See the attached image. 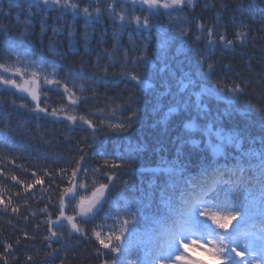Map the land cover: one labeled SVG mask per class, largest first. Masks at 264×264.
<instances>
[{
    "label": "snow or ice",
    "instance_id": "1",
    "mask_svg": "<svg viewBox=\"0 0 264 264\" xmlns=\"http://www.w3.org/2000/svg\"><path fill=\"white\" fill-rule=\"evenodd\" d=\"M84 2L85 0H9V11H4L3 0H0V15L8 17L12 8L19 10L15 17V27L11 24L5 26L0 20V123L9 133L15 130L10 127L14 114L39 117L41 113L58 122H66L69 129L81 127L86 130L83 126H87L93 137L98 130V125L93 120L77 112L81 98L73 89L78 88L81 95L85 92L83 84H76L77 78L87 79L83 72L69 74L73 76L70 88L67 78H57L59 73L54 61H48L43 55L34 58L31 51L33 45L30 41L36 34V16H39L38 38L41 44L51 27L47 47L53 56L59 55L56 50L58 36L65 35L70 44L77 38L76 31L71 27L49 25V11L56 12L53 19L57 21L66 19L69 12L73 19L82 16L85 30L79 34V38L84 41L86 48L91 40L87 31L88 24L105 15L114 25L117 20L120 21L115 26L118 30H114L112 34L114 50L122 48V34L133 26L137 33L151 32L154 28L159 33L161 28L158 27V21L161 17L167 18L170 25L173 22H183L185 26L179 32L182 37H187L189 29L194 25V39L197 42L202 39L206 41L205 51L194 47L180 48L177 49V55L192 53L189 61L195 58V75L200 81L211 80L215 65L209 61L216 47L247 49L249 45L264 41V37L258 35L264 32V0H239L227 21L222 15L229 10V4L225 0L219 3V10H216L217 4L212 0H88L87 6L80 8L79 4ZM196 7L212 12L211 25L194 16L190 17L184 11L188 8L192 12ZM137 9L146 15L136 14ZM21 12L24 13L23 20L20 19ZM236 12L242 13L239 20ZM257 17L260 20L259 28L254 29L253 25L245 22L246 18L255 20ZM228 23L232 25L233 39L227 37ZM14 32L18 34L13 35ZM100 39L102 42L103 37ZM169 43L166 39L158 45L152 71L144 73L126 69L129 63L133 67L149 63L147 45L139 49L141 55L131 59L128 57V49L123 50L121 77L134 81L138 91L150 92V98L145 102L146 110L155 117L150 127L159 129L153 151L157 154L168 151L166 141L175 148L172 160L160 156L156 168L140 170L142 173L154 174L148 181L147 190L143 187L137 189L129 185L128 181H123L124 189L131 194L125 195L123 191H118L113 195L117 182L121 179L120 170L131 163L130 155L117 154L110 161L99 154L105 167L92 169V175L96 178L91 184L78 179L84 155L76 160V167L71 169L70 174L67 168L57 169L55 172L44 169L42 175L33 171L31 176L34 179L31 182L18 179L14 174L10 175L12 181L22 186L23 192H29L36 185L43 186L44 178L47 177L49 184L46 188L42 187V196L52 188L57 177L61 181V184L56 185L60 191L55 219H52L48 205L40 210L47 214L43 221L48 232L43 241L50 249L46 253L47 257L55 259L58 254L59 250L52 247L53 242L78 234L79 237L94 239L98 243L99 247H94V258L99 264H211L213 261L215 264H264V119L260 122L259 131L255 133L252 124H232L226 127V120L232 113L225 109L224 113L213 114L210 102L204 97L223 93L231 105L234 98L244 94L247 85L233 83L228 86L219 82L211 86L198 85L191 72L184 71L182 66L175 69L172 67L167 55ZM129 44L133 52L138 50L131 33ZM106 54L112 59L111 54ZM206 63L207 72L204 70ZM104 71L107 73V67ZM198 86L200 90L197 92L194 89ZM52 88L62 89L67 105L53 107L51 110L46 104L42 106V94L46 95ZM4 93L15 98L5 100ZM260 98L264 100V91L260 93ZM17 99L21 103L18 104ZM131 100L130 97L129 101ZM128 111L130 114L126 120L109 123L108 127L117 133L128 132L137 118L138 109L129 108ZM257 111L264 116V107ZM176 119L180 120L181 132L169 140L171 124ZM99 123L102 124L103 121ZM9 138L10 135L5 140ZM187 145H191L193 150H188ZM88 146L92 147L91 144ZM143 147V144H139L136 151ZM233 150L236 151V156L232 155ZM209 151L213 159L206 163L207 157L200 154ZM218 156L232 162L220 164L215 160ZM193 167L197 169L195 172L191 170ZM155 173L161 175L156 176ZM82 175L87 177V170ZM65 178L67 184L61 186ZM3 193L4 190L0 189L3 212L7 214L10 210L13 214L21 215V205H13L12 193H8L7 203ZM15 195L19 197L22 193L17 192ZM24 205L25 211H29L27 200ZM30 215L35 216L37 213L33 211ZM98 218L111 223L95 224ZM22 219L27 221L29 216L22 215ZM89 224L93 225L91 229L83 227ZM39 227V224L35 225L37 230ZM63 228H67L66 233L58 231ZM20 231L21 235L14 241L0 240V264L16 260L15 252L23 241L36 240L26 230ZM89 231L91 236L88 235ZM196 249L206 253L208 258L192 255V251ZM34 259L33 255L26 253L25 264H32ZM60 264H65V261L61 260Z\"/></svg>",
    "mask_w": 264,
    "mask_h": 264
},
{
    "label": "trees",
    "instance_id": "2",
    "mask_svg": "<svg viewBox=\"0 0 264 264\" xmlns=\"http://www.w3.org/2000/svg\"><path fill=\"white\" fill-rule=\"evenodd\" d=\"M212 2L217 4L216 10H219L218 6L221 0H212ZM225 2L229 4V10L223 12L222 15L227 21L232 8L239 0H225ZM8 3L9 0H3L4 11H9ZM87 4L88 0H85L84 3L79 4V7H86ZM10 11L11 15L8 17L0 15V20L3 21L5 26L11 24L15 27V17L19 10L12 8ZM184 11L189 13L190 17L194 16L200 19L201 22L209 25L213 23L212 12L202 11V7H196L192 12L188 8H185ZM136 14L146 15V13H141L139 9H137ZM235 15L237 20H239L242 13L236 12ZM55 16L56 12L49 11V25L55 24L61 28H73L77 33L76 40L70 44L65 35L58 36L56 38L58 41L56 50L59 55L53 56L47 47L49 43L48 37L51 36V27L48 28V36L44 37L43 44H41L38 38L40 31L39 16H36V34L32 36L30 41L33 45L31 51L34 58L43 55L48 61H54L59 73L57 78L61 80L67 78L70 88L72 87L73 76L69 74L83 72L87 79L80 80L77 78L76 84H83L86 89L85 92L81 95L78 88L73 89L76 95L81 98V103L77 106V112L93 120L94 124L98 125V130L95 137H93L91 129H87V126H83L86 130H82L81 127L69 129L66 122H58L43 113L39 114V117L28 114H14L10 127L15 130L10 133L0 123V189L4 190L5 203H7L8 193L10 192L12 193L13 205L17 203L21 205V215L13 214L10 210L5 214L3 205H0V240L14 241L17 236L21 235L20 230H26L29 235L36 237L35 241H23L15 252L17 259L10 260L9 264H25L26 253L35 257L32 264H60L61 260H64L65 264H99V261L94 258V247H99L98 243L94 239L86 240L79 237L78 234H74L71 238H65L59 242H53L52 247L59 250L58 254L55 259L46 256V253L50 251L47 244L43 241V237L48 235L47 225L43 223L47 218V214L40 210L45 205H48L52 219H55L57 215L56 202L59 199L60 191L56 185L61 184L59 177L56 178L52 188L44 192L42 196V187L46 188L49 184L47 177L44 178L45 183L43 186L36 185L29 192H23L22 186L12 181L10 175L14 174L18 179L31 182L34 179L31 176L33 171H36L38 175H42L44 169L55 172L57 169L67 168L70 174L71 169L76 167V160L81 155H84L85 159L81 161V176H78V179H83L86 184H91L96 178L92 175V169L105 167L99 154H103L104 158L110 161L115 159L117 154L130 155L132 157L131 163L120 170L121 179L117 182V188L113 192V195L118 191H123L125 195H130V191L124 189L123 181H128L129 185H133L137 189L143 187L147 190L148 181L153 178L154 174L151 172L142 173L140 170L142 168H156L160 156H165L168 160L174 158L175 148L167 141L165 142V147L168 148V151H161L159 154L153 151L156 146L155 141L159 134V129L150 127L155 119L146 110L145 102L150 98V92L138 91L134 86V81L121 77L124 49H128V57L131 59L141 55L139 49H143L147 45L146 55L149 57V63L146 66L138 67H133L129 63L126 70L137 73L150 72L155 61V54L158 51V45L167 39L170 41L167 46V55L171 59L172 67L175 69L178 66H182L184 71L191 72L193 79L197 81L198 85L207 84L211 86L218 82L228 86L233 83H240L242 86L247 85L244 94L234 98L231 105L224 98L225 94L223 93L212 97H204L210 102L209 106L213 114L217 112L224 113L225 109L232 113L231 117L226 120V127L232 124L241 126L246 123L252 124L254 125L253 133H255L259 131L260 122L264 119V116L257 111L259 108L264 107V100L260 98V93L264 91V52H262L264 41L249 45L247 49L216 47L209 61L215 65L211 80L200 81L195 75L197 71L195 58H192L191 62L189 61L192 53L187 52L186 55H177V49L180 48L194 47L199 48L202 52L205 51L206 41L202 39L197 42L194 39V25L189 29V35L182 37L179 32L181 27L185 26L183 22L179 24L173 22L170 25L167 18L161 17L158 21V27L161 28L159 33L155 28L151 32L141 31L137 33L133 26V28L123 32L121 37L122 48L114 50L112 34L114 30H118L115 26L119 25L120 21L117 20L114 25V22L105 15L98 21L90 22L87 26V31L91 36V40L86 48L84 41L79 38V34L85 30L83 17L73 19L71 12H69L66 19L57 21L53 19ZM20 19H24L23 12H21ZM245 22L253 25L254 29L260 27L259 17L255 20L246 18ZM129 33H131L132 39L136 42L138 48L135 52L131 50V45L129 44ZM17 34L16 32L13 33V35ZM258 35L264 37V32L258 33ZM101 37H103L102 42ZM173 37L174 39H172ZM227 37L233 39L232 25L230 23L227 24ZM106 53L111 54L112 59H109ZM105 67H107V73L104 71ZM157 67H159L158 63ZM204 70L205 72L208 70L207 63L204 65ZM93 77H95L94 80L92 79ZM194 90L198 92L200 87L198 86ZM130 97L132 98L131 102L129 101ZM14 98L4 93L3 99L10 100ZM17 103L19 104L21 101L17 99ZM67 103L66 97L62 96V89L52 88L46 95L42 94V106L46 104L49 110L53 107L60 108L62 105H67ZM129 108L138 109L137 118L132 123V127L128 132L117 133L112 131L108 124L126 120L130 114ZM101 120L103 121L102 124L99 123ZM180 132V120L176 119L171 124L169 140L179 135ZM9 135L11 138L5 140V137ZM89 144L92 147H89ZM139 144H143L144 147L142 150L136 151ZM186 148L193 150L191 145H187ZM81 149L83 150L82 152ZM236 154V151L233 150L232 155L236 156ZM200 155L207 157L206 163L213 159L210 151ZM215 160L220 164L232 162L231 160L226 161L221 156L215 157ZM116 162L119 163V161ZM85 170L88 172L87 177L82 175ZM191 170L195 172L197 169L193 167ZM155 175L160 176L161 174L155 173ZM66 184L67 178L64 179L61 186H66ZM17 192H21L22 195L17 197L15 195ZM25 200H27L29 211H25ZM33 211L37 215H30V212ZM22 215H28L29 219L27 221L23 220ZM110 223L111 221H105L102 218H98L95 221V224L98 225ZM37 224L40 225L39 230L35 228ZM83 227L91 229L93 225H83ZM58 231L66 233L67 228L59 229ZM88 235L91 236L90 231Z\"/></svg>",
    "mask_w": 264,
    "mask_h": 264
},
{
    "label": "rangeland",
    "instance_id": "3",
    "mask_svg": "<svg viewBox=\"0 0 264 264\" xmlns=\"http://www.w3.org/2000/svg\"><path fill=\"white\" fill-rule=\"evenodd\" d=\"M191 254L194 255V256H197V257H199V258H202V259H207V258H208L207 255H206V253H203V252H202L201 250H199V249H196V250L192 251ZM213 263H214V261L211 262V264H213Z\"/></svg>",
    "mask_w": 264,
    "mask_h": 264
}]
</instances>
